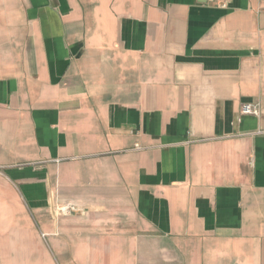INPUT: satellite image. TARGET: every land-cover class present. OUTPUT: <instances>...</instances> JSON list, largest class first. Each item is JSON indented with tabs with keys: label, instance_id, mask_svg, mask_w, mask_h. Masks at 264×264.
<instances>
[{
	"label": "crops",
	"instance_id": "obj_1",
	"mask_svg": "<svg viewBox=\"0 0 264 264\" xmlns=\"http://www.w3.org/2000/svg\"><path fill=\"white\" fill-rule=\"evenodd\" d=\"M0 264H264V0H0Z\"/></svg>",
	"mask_w": 264,
	"mask_h": 264
},
{
	"label": "built area",
	"instance_id": "obj_2",
	"mask_svg": "<svg viewBox=\"0 0 264 264\" xmlns=\"http://www.w3.org/2000/svg\"><path fill=\"white\" fill-rule=\"evenodd\" d=\"M261 113L259 105H250L245 104L242 106L240 110L241 116H253V117H259Z\"/></svg>",
	"mask_w": 264,
	"mask_h": 264
}]
</instances>
